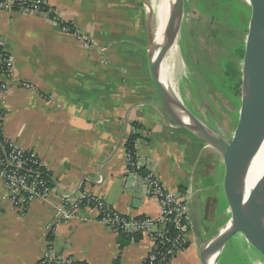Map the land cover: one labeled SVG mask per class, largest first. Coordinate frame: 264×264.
I'll return each instance as SVG.
<instances>
[{
	"label": "crops",
	"instance_id": "1",
	"mask_svg": "<svg viewBox=\"0 0 264 264\" xmlns=\"http://www.w3.org/2000/svg\"><path fill=\"white\" fill-rule=\"evenodd\" d=\"M46 1L94 46L44 15L0 10V45L12 59V80L0 94L1 134L38 154L53 187L19 213L4 198L0 178V264H35L50 237L57 254L80 264H143L151 240L138 233L121 244L123 233L104 226L93 209L60 221L52 234L46 230L57 204L86 193L125 215L159 216L144 173L126 166L132 122L141 125L140 163L188 203L186 244L170 264H203L201 247L232 214L227 169L213 148L156 108L146 54L154 17L148 0ZM219 263L262 264L264 257L238 232Z\"/></svg>",
	"mask_w": 264,
	"mask_h": 264
},
{
	"label": "built area",
	"instance_id": "2",
	"mask_svg": "<svg viewBox=\"0 0 264 264\" xmlns=\"http://www.w3.org/2000/svg\"><path fill=\"white\" fill-rule=\"evenodd\" d=\"M0 10L44 15L58 23L65 32L73 33L85 47L94 46L90 39L74 30L69 22L62 21L48 6L46 0H0ZM11 69L12 59L0 45V73L3 77L0 80V94L10 85ZM21 85L26 88L31 87L27 83ZM135 132L136 130L132 128L131 133ZM4 142L7 151L5 152L2 147L3 153H0V178L4 182V198L9 200L19 213H24L35 199L45 200L53 191V187L49 179L41 174L45 169L35 151L24 149L9 141ZM137 144L138 140L133 144V151H126V166L128 171L135 175L144 170L143 186L159 204L158 217L125 215L109 206L102 197L86 193L81 198L65 199L57 204L53 209L52 221L46 226L47 232L52 234L54 227L60 221L76 217L82 209L90 208L97 212L99 222L114 232L130 236L141 233L151 240V246L143 264H170L186 244V235L191 227L188 203L182 193L166 188L149 164L143 166L140 163L136 154ZM35 264L80 263L70 257L57 254L50 239Z\"/></svg>",
	"mask_w": 264,
	"mask_h": 264
},
{
	"label": "water",
	"instance_id": "3",
	"mask_svg": "<svg viewBox=\"0 0 264 264\" xmlns=\"http://www.w3.org/2000/svg\"><path fill=\"white\" fill-rule=\"evenodd\" d=\"M250 2L251 13L241 68L240 114L233 140L222 137L201 122L160 79L158 58L154 56V52L163 47L165 41L178 31L184 11V0H173L159 43L153 40L154 27H152L146 45L149 74L158 98L156 108L175 126L185 128L213 148L221 156L227 169V186L232 214L216 235L201 247L200 255L203 264H209L206 260L207 252L212 248H219L215 261V264H218L224 244L238 232L243 233L264 257V202L256 194L246 192L249 166L264 142V89L256 88L255 85L262 60L264 0H250Z\"/></svg>",
	"mask_w": 264,
	"mask_h": 264
},
{
	"label": "rangeland",
	"instance_id": "4",
	"mask_svg": "<svg viewBox=\"0 0 264 264\" xmlns=\"http://www.w3.org/2000/svg\"><path fill=\"white\" fill-rule=\"evenodd\" d=\"M148 2L154 5V0ZM250 13V0H184L176 34L177 60L171 64L178 97L201 122L228 140L235 137L240 104L225 97L210 80L217 79L225 62L234 78L241 80ZM152 23L155 27L154 17ZM205 76L210 80L205 81ZM260 200L264 202V197Z\"/></svg>",
	"mask_w": 264,
	"mask_h": 264
},
{
	"label": "bare ground",
	"instance_id": "5",
	"mask_svg": "<svg viewBox=\"0 0 264 264\" xmlns=\"http://www.w3.org/2000/svg\"><path fill=\"white\" fill-rule=\"evenodd\" d=\"M152 1V0H151ZM173 0H154L153 4H149L153 11L155 18V27L153 32L154 42H158L163 36L164 28L167 24ZM177 32L167 39L163 47H160L154 52V56L158 58V66L160 72V79L163 84L168 88L171 93H174L178 97L177 89H175V83L172 79V62L177 60ZM165 47V51L163 49ZM178 62V61H177ZM175 66V65H174ZM262 73L263 77H260ZM256 88L264 89V36L262 40V60L258 70L256 78ZM186 120L185 117H183ZM264 170V142L260 149L251 161L248 169V176L246 181V192H252L256 194L259 198L264 197V175L262 176ZM219 248H212L206 254V260L209 264H215L216 257L218 256Z\"/></svg>",
	"mask_w": 264,
	"mask_h": 264
},
{
	"label": "trees",
	"instance_id": "6",
	"mask_svg": "<svg viewBox=\"0 0 264 264\" xmlns=\"http://www.w3.org/2000/svg\"><path fill=\"white\" fill-rule=\"evenodd\" d=\"M61 23H63L61 21ZM205 81L206 80H210V77L205 76ZM212 81V83H214V85L216 86V88L227 98L231 99L232 102H235L236 104H240V85H241V80L234 78V74L231 71L230 66L228 65V63L225 62L224 66L222 67V71L220 74H218L217 79L214 80H210ZM132 127L136 130L135 133H131L129 132V135L126 139L125 142V146L127 150H132L133 151V144L136 140H138V138L140 137V133L137 132L138 129L141 128V125L137 122H132ZM1 128H2V120L0 119V153H3V149L6 152L7 151V146L3 140V136L1 134ZM3 144H5L3 146ZM2 147H4L2 149ZM142 173H144V170H141ZM41 174L48 179L47 174L44 173V171L41 172ZM51 184V182H50ZM138 234V233H137ZM136 234V236H137ZM130 235L128 234H121L120 235V239L119 242L121 244H124L126 241H124V239L126 237H129ZM51 239V237H50ZM218 264L219 260H218Z\"/></svg>",
	"mask_w": 264,
	"mask_h": 264
}]
</instances>
